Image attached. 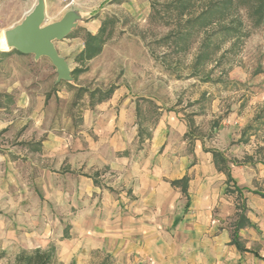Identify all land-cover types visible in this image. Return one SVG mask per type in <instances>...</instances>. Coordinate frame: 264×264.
I'll list each match as a JSON object with an SVG mask.
<instances>
[{
  "label": "rangeland",
  "instance_id": "rangeland-1",
  "mask_svg": "<svg viewBox=\"0 0 264 264\" xmlns=\"http://www.w3.org/2000/svg\"><path fill=\"white\" fill-rule=\"evenodd\" d=\"M174 1L77 0L75 5L65 8L63 0H44L43 27L61 21L69 12L80 14L73 35L54 42L70 71L77 67L74 56L83 46L84 29L94 31L104 22L107 29L102 54L80 64L88 67L87 72L77 82H68L75 89L63 83L55 86L57 70L49 58L41 57L42 67L48 64L50 68L48 94L54 102L47 111L46 127L55 134L90 138L98 143L105 134L104 121L99 123L98 115L112 112L126 116L124 140L131 146L134 161H141L142 173L161 161L193 156L196 147L202 145V149H216L232 161L241 162L240 167L233 168L241 187L264 191V27L254 28L249 10L240 9L239 17L248 36L234 48L232 41L215 36L213 44L223 42L221 49L209 50L210 59L195 71V59L206 34L188 29L185 22L190 13L180 16ZM205 1L198 3L192 12L200 13L206 7ZM37 3L38 0H0V42L8 30L24 21ZM221 26L214 25L208 32ZM179 34H187V40L180 42ZM177 43L186 49H179ZM111 86L118 87L115 98L97 105V92ZM80 90L87 93L80 96ZM92 92H96L94 99L90 98ZM258 114L260 119L256 121ZM21 117L18 113L15 119ZM229 120H232L230 134L224 130V123ZM248 126L254 127L240 142ZM159 128L161 143L165 139L162 149L161 143L153 141V134ZM9 144L15 155H9L10 161L0 159V264H15L21 251L35 248L56 247L59 258L58 246L66 243L65 229L71 234V243H97L99 235H94L92 240L90 233H74L75 224L84 220L77 216L82 209L75 207L67 192L71 188L68 180L44 171L41 158L26 151L29 145L26 147L17 140ZM113 180L107 176V181L101 184L106 186ZM245 196L249 208L257 211L263 208V205H251L253 194L245 192ZM114 199H120L118 194ZM223 199L225 202L215 206L212 218L220 220V230L232 228L236 218L232 215L236 196H223ZM94 200L101 205L102 197L97 194L92 200L84 196L77 203L86 208ZM182 200L185 204L184 196ZM181 204L175 213L183 211ZM222 204L230 209L225 219L218 216ZM166 214L172 217L173 209L163 213ZM106 217L102 214L99 219L104 221ZM102 231L99 229L97 234H103ZM261 235L256 233L260 241H257L259 248H252L255 251L264 249ZM77 260L80 264H119L113 253L100 249H86L77 254Z\"/></svg>",
  "mask_w": 264,
  "mask_h": 264
},
{
  "label": "crops",
  "instance_id": "crops-1",
  "mask_svg": "<svg viewBox=\"0 0 264 264\" xmlns=\"http://www.w3.org/2000/svg\"><path fill=\"white\" fill-rule=\"evenodd\" d=\"M103 26L106 29L105 22L100 23L94 31L84 29L83 46L74 56L77 67L71 70V73L75 69H82L84 72L75 78L72 77L73 83L88 70L87 66L80 64L91 62L102 54L104 46L101 53L91 60L80 57L85 50L87 35H97ZM73 32L74 30L68 37L72 36ZM106 33L107 29L105 38ZM41 62L43 58L37 60L32 55L0 49V138L4 137L1 140L3 143H0V152L3 153L0 159L6 160L10 158L9 155H15L9 142L17 140L26 147L29 145L27 152L35 153L41 158L44 171L68 180L71 188L67 192L77 206L74 203L73 205L82 209L77 212V216L83 217L84 220L75 224L74 233H90L92 240L94 235L99 236L97 243L77 245L70 242L71 234L65 229L63 237L66 243L58 246L57 259L61 264H80L77 254L81 255L86 249L113 253L119 264H264L263 247L260 251L252 249L254 246L259 248L257 241L260 240L255 237L257 232L262 234L263 241L260 243L264 246V198L253 193L264 194V191L239 185L233 168L240 167V161H232L225 153L216 149H202L201 145L196 147L193 156L174 157L169 162L161 161L142 173L141 161H134L130 154L131 146L124 140L128 126L126 116L112 112L98 115L96 118L99 123L104 121L105 127V134L98 143L90 138L55 134L46 127L47 111L54 103L48 94L50 68L48 64L42 67ZM53 83L55 86L63 83L77 88L65 81L55 80ZM110 88L113 89L110 98L97 102V105H104L115 98L118 87ZM18 113L23 117L15 119ZM235 115L238 116L237 113ZM259 119L258 114L255 120ZM231 124L232 120L224 123V130L229 132L228 134ZM251 127L244 129L240 142L245 140L247 132L253 129ZM160 131L161 128L153 134V141L157 143H161ZM164 145L165 139L160 144L161 149ZM214 150L223 153L228 160L232 177L236 185L243 189L246 198V216L255 226L239 232L245 252H240L231 244L233 225L230 229L220 230V220L212 219L215 206L225 202L223 196H233L226 194L227 177L217 170L213 162L210 151ZM195 158L196 162H193ZM247 159L254 161V158ZM262 164L264 166V162ZM107 176L114 180L104 186L101 183L107 181ZM184 177L189 179L188 208V200L181 187L171 185V182ZM245 192L255 196L251 205H263L260 211L254 207H250V210ZM94 194L102 197L101 205L95 200L86 208L77 203L84 196L86 200L88 196L89 200H92ZM115 194L120 198L118 201L114 199ZM183 196L186 198L185 204L183 200L180 201ZM180 203L183 211L175 213ZM172 209V217L163 215ZM227 210L230 211L222 204L218 216L225 219L230 213ZM102 214L107 216L104 221L99 219ZM236 214L235 204V210L232 211V215L236 217L234 222L237 220ZM99 229H103V234H97ZM52 248L56 251V247L35 249Z\"/></svg>",
  "mask_w": 264,
  "mask_h": 264
},
{
  "label": "trees",
  "instance_id": "trees-1",
  "mask_svg": "<svg viewBox=\"0 0 264 264\" xmlns=\"http://www.w3.org/2000/svg\"><path fill=\"white\" fill-rule=\"evenodd\" d=\"M204 0H175L174 4L176 9L181 13L180 16L190 15V18L185 22L188 29L198 30L206 34L205 39L201 45V52L197 55L193 69L196 71L199 67L204 66L202 63L210 59L211 53L209 50L216 48V50L221 49L222 43L213 44V38L215 36H220L224 38V41H232L231 48L242 44V41L248 36L245 33L243 23L239 17V10L242 8H247L250 12L251 20L253 21V27L258 29L264 27V0H207L206 7L200 13H194L192 10L196 9L198 3ZM221 24L222 26L211 33L208 29L214 25ZM106 29L104 26L101 28L99 33L95 36L90 34L87 35L85 50L82 52L80 57L87 60H91L98 56L105 44ZM219 38V39H220ZM180 42L187 40V34H179ZM179 49L185 50V46L181 47L177 43ZM15 51V50H14ZM215 51V50H214ZM212 52V50H211ZM82 69H75L71 76L75 78L77 75L83 73ZM61 82V81H60ZM73 89L74 87L71 86ZM87 91L80 90V96H83ZM98 102H103L110 98L113 93V89L110 88L107 91H99ZM96 97V92L90 94V98L94 99ZM209 152V151H208ZM213 155V162L219 172H222L227 177V188L226 194L236 195V210H237V220L233 224L232 239L231 244L234 245L240 252H245V247L241 242L239 232L247 227H255L254 224L247 218L246 213L248 211L246 198L243 194V189L239 188L231 174V168L229 166L228 160L225 158L224 154L219 151H210ZM188 177H184L181 180L171 182L174 187H181L182 193L187 197L186 207H189V195H188ZM97 183V182H95ZM233 184L231 187L230 184ZM264 198V194L260 192H253ZM15 264H61L56 255L54 248L50 250L35 249L32 251H21L15 259ZM75 264V263H72Z\"/></svg>",
  "mask_w": 264,
  "mask_h": 264
},
{
  "label": "water",
  "instance_id": "water-1",
  "mask_svg": "<svg viewBox=\"0 0 264 264\" xmlns=\"http://www.w3.org/2000/svg\"><path fill=\"white\" fill-rule=\"evenodd\" d=\"M80 18L77 12H69L59 22L43 27L45 21L44 0H38L33 11L22 23L8 30L5 34L11 50L24 55H34L35 59L47 57L58 73V82L73 81L69 66L60 57L54 42L65 39L72 29L77 26L76 21Z\"/></svg>",
  "mask_w": 264,
  "mask_h": 264
},
{
  "label": "bare ground",
  "instance_id": "bare-ground-1",
  "mask_svg": "<svg viewBox=\"0 0 264 264\" xmlns=\"http://www.w3.org/2000/svg\"><path fill=\"white\" fill-rule=\"evenodd\" d=\"M0 48H1V50H3V51L11 50V48L9 47V45H8V43H7V40H6V37H5V36H3V37L1 38Z\"/></svg>",
  "mask_w": 264,
  "mask_h": 264
},
{
  "label": "built area",
  "instance_id": "built-area-1",
  "mask_svg": "<svg viewBox=\"0 0 264 264\" xmlns=\"http://www.w3.org/2000/svg\"><path fill=\"white\" fill-rule=\"evenodd\" d=\"M65 3V8H69L76 4L77 0H63Z\"/></svg>",
  "mask_w": 264,
  "mask_h": 264
}]
</instances>
